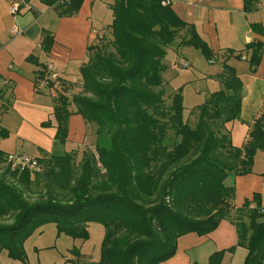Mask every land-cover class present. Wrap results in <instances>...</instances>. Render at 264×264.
<instances>
[{
    "label": "trees",
    "instance_id": "obj_1",
    "mask_svg": "<svg viewBox=\"0 0 264 264\" xmlns=\"http://www.w3.org/2000/svg\"><path fill=\"white\" fill-rule=\"evenodd\" d=\"M60 1L41 0L56 10L66 6L64 14L77 12L83 2ZM167 2L112 0L108 42L112 50L104 37L87 48L88 61L80 69L81 95L68 97L61 78L48 81L46 88L57 91L53 98L55 144L66 143L68 119L79 114L95 128V150L84 151L78 177L76 169L66 164L72 153L54 152L38 160L60 164L53 177L55 186L71 195L68 200L48 193L29 202L0 175V220H12L0 223V252L5 250L9 257L25 261V242L44 226L54 224L58 236L86 240L88 224L99 222L105 237L98 264H162L175 256L182 236H206L229 220L237 229V246L247 250L244 264H264L260 196L254 194L236 208L232 203L235 190L224 184L229 173L250 174L257 152H264V111L251 125L244 146L234 147L226 124L240 118L242 83L226 60L217 76L222 89L194 110V126L180 89L169 96L166 105L164 60L179 37L178 46L199 50L208 62L216 58L195 26L181 19ZM257 2L245 0V11ZM251 26L264 35L262 26ZM53 43L54 37L44 31L42 51L48 53ZM246 50L252 52L250 67L254 71L263 43L247 44ZM227 52L234 54L231 49ZM27 60L38 63L34 56ZM45 76L46 66L38 72L35 85H41ZM3 96L0 91V100ZM41 126L51 127L52 123ZM169 134L180 139L172 149L165 144ZM8 137L9 131L0 125V138ZM5 157L0 151V163H5ZM6 172L25 188L34 174L8 165ZM225 252L216 253L211 264H220Z\"/></svg>",
    "mask_w": 264,
    "mask_h": 264
},
{
    "label": "crops",
    "instance_id": "obj_2",
    "mask_svg": "<svg viewBox=\"0 0 264 264\" xmlns=\"http://www.w3.org/2000/svg\"><path fill=\"white\" fill-rule=\"evenodd\" d=\"M111 2L83 0L77 12L64 14L62 10L66 6L56 10L41 0H0V91L4 94L0 100V125L9 131L8 138H0V151L4 154H24L39 160L59 150L73 152L85 145L88 125L79 114H72L68 119L66 143L55 144L57 128L53 98L57 91L43 85L36 86L35 81L41 67L52 64L59 78L66 82V95L71 97V88L82 81L80 69L88 61L87 48L97 43L105 29L110 36ZM169 2L181 19L195 26L216 55L215 61L209 62L211 67L198 74L201 78L196 83L203 79L210 81L211 90H207L211 95L222 89L217 78L223 71L222 63L226 60V64L236 70L242 83L241 115L239 120L227 123L226 128L231 144L242 148L251 125L264 111V35L255 32L251 26L259 24L264 28V0H258L249 12L244 9L245 0ZM13 3L19 5L16 15L10 13ZM14 26L22 31L21 35L12 34ZM44 31L54 37L48 53L41 49ZM256 41L263 43V51L258 66L252 71V52L246 50V46ZM175 43L178 45L179 41ZM228 49L234 54H229ZM30 56H34L38 63L28 62ZM164 64L167 67L163 73L164 85L175 91L172 83L180 79V74L169 72V64L165 60ZM213 66L216 69L210 71ZM196 109L186 111L190 113ZM71 110L75 111V107L72 106ZM192 118L194 121V116ZM47 121H51L52 126L42 127L41 124ZM224 184L234 188L232 203L236 208L241 207L246 199H252L254 194H259L264 207V152H257L250 174L229 173ZM41 230L37 232L42 233ZM237 244L235 225L223 220L206 236L194 233L182 236L175 256L162 264H202L211 254L232 248L233 253L226 252L220 264H243L245 254L235 261L239 248H242Z\"/></svg>",
    "mask_w": 264,
    "mask_h": 264
},
{
    "label": "rangeland",
    "instance_id": "obj_3",
    "mask_svg": "<svg viewBox=\"0 0 264 264\" xmlns=\"http://www.w3.org/2000/svg\"><path fill=\"white\" fill-rule=\"evenodd\" d=\"M107 29L101 37H104V41L108 43L111 37L107 33ZM98 37V38H101ZM181 40V38H178ZM177 40V41H179ZM98 41V39H97ZM108 50L110 48L109 43L107 44ZM166 63L169 64V72H177L180 74V79L175 83H172V88L177 91L181 90L183 97V106L185 110L191 111L206 102L209 98V92L211 82L203 79L196 83L198 78H201L198 74L211 67L210 63L204 58L202 53L193 47H182L178 46L176 43L172 44L170 49L167 51L165 57ZM188 62L189 67L184 68L182 62ZM210 68V71H214L216 68ZM183 81V83H182ZM177 84H180L177 86ZM69 91L70 96L81 95L82 93V81L80 84H75ZM177 86V87H175ZM165 91V103L170 104V95L174 91L169 89L166 85L162 86ZM211 90V89H210ZM209 95V96H208ZM208 96V97H207ZM194 111L188 113L189 122L191 126H194L197 119ZM194 116V121L193 117ZM180 141L179 138L174 137L169 134L166 138L165 144L172 149L176 143ZM96 145V135L94 126L88 125V134L85 145L82 149L73 152L57 151V155H63L65 153H72L67 161V166L76 169V177L79 176V168L82 162V157L84 151H94ZM196 153L191 155L195 157ZM41 172H36L31 176V183L25 186L22 182L14 177L13 174H7V164L0 163V175L5 179V181L14 187H16L24 198L29 202H36L48 196V193L57 195L58 197H64L63 199L68 200L71 195L69 193H64L55 186V180L53 175L59 173L60 164L54 165L49 159L39 162ZM186 163V162H185ZM180 165H182L180 163ZM32 173V172H31ZM11 218H3L0 223H11ZM42 233H34L24 244L25 251V261L9 257L7 251L3 250L0 252V264H70L71 262H76L77 264H98L101 258L102 243L105 237V228L99 222H92L88 224V238L86 240L73 239L66 235H57V229L54 224L46 225L42 228ZM41 234V235H39ZM230 250V249H229ZM226 250V252L233 253L234 249ZM237 260L246 254V250L239 248ZM77 252L81 255L77 258ZM221 252V251H220ZM225 252V253H226ZM218 253V252H216ZM213 253L209 256L208 260L204 261L202 264H211L215 258ZM225 256V254H224ZM223 256V257H224ZM244 258V257H243ZM223 259L220 261L222 263ZM224 262L223 264H225ZM244 264V263H243Z\"/></svg>",
    "mask_w": 264,
    "mask_h": 264
},
{
    "label": "built area",
    "instance_id": "obj_4",
    "mask_svg": "<svg viewBox=\"0 0 264 264\" xmlns=\"http://www.w3.org/2000/svg\"><path fill=\"white\" fill-rule=\"evenodd\" d=\"M70 0H61L60 2L65 3L69 2ZM187 2H193L194 0H185ZM169 3V2H167ZM163 3V5L167 4ZM19 5L17 3H13L10 8V13L12 15H16L18 12ZM12 34L17 36L21 35L22 31L17 27L14 26L12 28ZM182 66L184 68H188L189 64L188 62H183ZM59 78L58 74L55 72V68L52 64H48L46 66V76L44 80L41 82V85L45 86L47 85L48 81H56V79ZM5 163L10 166L12 170H17V171H23V170H28L30 172H41L40 165L38 163V160L33 159L28 157L27 155L24 154H8L5 157Z\"/></svg>",
    "mask_w": 264,
    "mask_h": 264
}]
</instances>
